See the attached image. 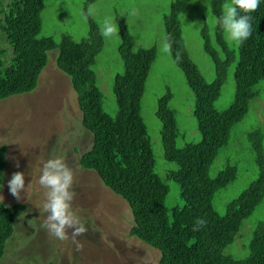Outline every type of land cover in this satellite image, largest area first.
Returning <instances> with one entry per match:
<instances>
[{
	"label": "trees",
	"instance_id": "1",
	"mask_svg": "<svg viewBox=\"0 0 264 264\" xmlns=\"http://www.w3.org/2000/svg\"><path fill=\"white\" fill-rule=\"evenodd\" d=\"M44 1L0 0V100L31 92L46 65L47 53L57 48L56 66L69 77L81 125L92 135L91 147L81 155L78 165L94 171L106 188L127 203L132 216L128 235L156 249L157 264H264V221L253 230L246 258L224 254L243 221L264 198L263 127L247 133L257 165L256 179L227 203L224 214L212 207L215 194L237 175L227 156L222 169L214 168V163L229 146L232 128L245 117L264 82V0L249 14L252 35L242 44H230L216 22L212 27L206 23L202 26V48L213 63L211 82L203 78L187 53L178 6L172 4L163 18L165 36L172 38V59L177 51L182 54L176 65L193 93V115L201 137L198 143L176 147V119L169 106L172 95L167 91L158 98L155 114L161 122L163 156L176 164L166 177L178 184L181 201L180 206L170 209L165 206L169 188L155 173L154 155L141 116V99L156 56L155 47L133 51L125 18L117 17L123 70L114 77L117 111L110 116L103 109V94L93 70L103 46L97 25L93 24L89 36L79 42L68 34L58 45L51 37H39ZM223 2L210 0L214 21L221 15ZM230 75L234 79L233 100L218 107L216 102ZM6 165V148L0 145V187ZM25 209L22 203L6 206L0 201V260L15 220ZM201 217L206 219V226L193 231Z\"/></svg>",
	"mask_w": 264,
	"mask_h": 264
},
{
	"label": "rangeland",
	"instance_id": "2",
	"mask_svg": "<svg viewBox=\"0 0 264 264\" xmlns=\"http://www.w3.org/2000/svg\"><path fill=\"white\" fill-rule=\"evenodd\" d=\"M174 3L178 6L187 53L203 78L211 82L214 79L213 63L203 51L200 36L205 23L212 27L215 22L208 11L210 0H45L39 33V37H51L57 45L64 34L79 42L89 36L93 24L100 33L106 17H114L118 24L117 17L120 16L125 18L133 49L155 47L156 56L141 99V116L154 155L155 173L169 188L165 199L168 209L180 206L181 201L178 184L166 177L169 171L176 169V164L163 156L161 122L155 114L158 98L167 91L172 95L169 106L176 119V147L195 144L201 139L193 115V93L184 73L171 55L162 50L163 18ZM89 5L94 6V13L85 19ZM225 36L236 46V42L230 41L227 34ZM102 39L103 46L95 58L93 70L103 94V109L115 116L113 82L116 74L123 70L118 54L119 32L118 36H102ZM57 53V48L47 53L46 65L31 92L0 100V145L6 148L7 160L0 200L6 206L15 203L26 206L15 220L0 264H157L159 252L128 235L132 216L127 203L106 188L94 171L78 165L81 155L91 147L92 135L81 125L76 94L69 77L56 66ZM233 95L234 79L230 75L216 105H229ZM249 105L245 117L231 130L229 146L214 163V168L222 169L223 159L227 156L229 164L237 168L233 182L213 197L212 207L220 215L225 213L227 203L257 177V165L247 133L257 126L264 128V82L257 99ZM55 158L63 159L73 171L72 190L76 197L72 209L88 230L77 238L82 245L80 250L71 239V229L68 230L69 239L60 240L44 227L48 215L43 207L47 190L40 185L39 178L43 165ZM17 171L25 175L20 200L10 194L7 186ZM261 221H264V198L253 214L243 221L234 242L225 248L224 254L246 258L253 230Z\"/></svg>",
	"mask_w": 264,
	"mask_h": 264
},
{
	"label": "clouds",
	"instance_id": "3",
	"mask_svg": "<svg viewBox=\"0 0 264 264\" xmlns=\"http://www.w3.org/2000/svg\"><path fill=\"white\" fill-rule=\"evenodd\" d=\"M259 4L260 0H230V2L226 0L221 6V15L216 18L215 22L227 34L230 41L242 44L252 35V16L249 14L255 12L259 8ZM208 11H210V5ZM93 13L94 6L89 5L85 19ZM240 13H244V15ZM132 14H136L135 10L132 11ZM118 32L119 26L115 18L106 17L102 23L100 34L104 38H110L114 35L118 36ZM162 50L169 55L171 54V36L166 35L164 37ZM181 59L182 54L177 51L174 62L180 63ZM73 181L72 169L61 158L49 159L43 165L42 174L39 178L40 185L47 190L45 193L46 202L43 207L48 215L44 227L60 240L69 239L68 230L71 229V239L77 245V249L80 250L82 245L77 238L84 236L88 230L72 209V202L76 197V192L72 190ZM7 186L10 194L20 200L21 192L25 188L24 173L14 172ZM206 224V219L198 218L193 231H199Z\"/></svg>",
	"mask_w": 264,
	"mask_h": 264
}]
</instances>
